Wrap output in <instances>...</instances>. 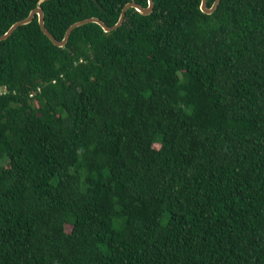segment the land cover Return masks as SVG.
Masks as SVG:
<instances>
[{
    "label": "trees",
    "instance_id": "1",
    "mask_svg": "<svg viewBox=\"0 0 264 264\" xmlns=\"http://www.w3.org/2000/svg\"><path fill=\"white\" fill-rule=\"evenodd\" d=\"M131 1L40 7L62 41ZM153 2L0 41V264H264V0Z\"/></svg>",
    "mask_w": 264,
    "mask_h": 264
},
{
    "label": "water",
    "instance_id": "2",
    "mask_svg": "<svg viewBox=\"0 0 264 264\" xmlns=\"http://www.w3.org/2000/svg\"><path fill=\"white\" fill-rule=\"evenodd\" d=\"M45 1H47V0H40L39 3H38V7L35 8L34 10H32L30 12V14L27 16V18H25L24 20H21L19 22H16L15 24H13L5 34L0 36V41L7 40L17 28L30 24L33 21V19L35 17H37L40 29L43 32V34L51 41V43L54 46H56L58 48H63L67 44L71 32L77 27H80V26H83V25H86V24L94 23V24H97L98 26H100L105 33H108V32L117 30L123 24L124 18H125V14H126V11L128 9H134L141 16H148V15H150L153 12V7H154L153 0H148V6L145 7V8L140 6V5H138V4H136L133 1H131V2H129L128 4H126L123 7V9L121 11V14H120V17H119V20L114 26L109 27V26H107L105 23H103L101 20H99L97 18H88V19L82 20L80 22H77V23L71 25L67 29L63 40L62 41H57L47 31V29L45 28V25H44V12L41 9L40 4L45 2ZM219 2H220V0H215L213 2L212 6L210 8H208L207 7V0H201L200 10L203 13H205L206 15H211L216 10Z\"/></svg>",
    "mask_w": 264,
    "mask_h": 264
},
{
    "label": "rangeland",
    "instance_id": "3",
    "mask_svg": "<svg viewBox=\"0 0 264 264\" xmlns=\"http://www.w3.org/2000/svg\"><path fill=\"white\" fill-rule=\"evenodd\" d=\"M4 90V89H3ZM67 230H70V228L69 227H67Z\"/></svg>",
    "mask_w": 264,
    "mask_h": 264
},
{
    "label": "built area",
    "instance_id": "4",
    "mask_svg": "<svg viewBox=\"0 0 264 264\" xmlns=\"http://www.w3.org/2000/svg\"><path fill=\"white\" fill-rule=\"evenodd\" d=\"M38 91H39V88H38Z\"/></svg>",
    "mask_w": 264,
    "mask_h": 264
}]
</instances>
